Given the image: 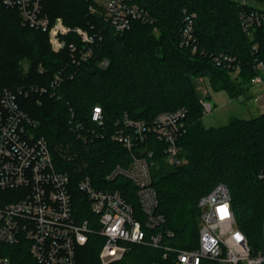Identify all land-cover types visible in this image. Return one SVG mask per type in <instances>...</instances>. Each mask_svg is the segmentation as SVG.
Wrapping results in <instances>:
<instances>
[{
  "label": "trees",
  "instance_id": "obj_1",
  "mask_svg": "<svg viewBox=\"0 0 264 264\" xmlns=\"http://www.w3.org/2000/svg\"><path fill=\"white\" fill-rule=\"evenodd\" d=\"M135 1L154 23L134 21L130 30L117 33L100 14L90 11L92 4L97 6L95 0H45L44 10L51 18L61 17L70 27L101 34L90 59L78 65L69 48L55 53L47 33L24 24L20 14L0 0V91L21 93V107L36 122L34 133L47 140L56 168L70 176L72 197L82 218H89L90 212L79 182L86 176L94 183L104 180L117 165L127 167L131 154L107 136L85 142L74 124H81L85 131L96 128L91 120L96 106L102 108L109 133L126 115L149 123L162 112L186 108L188 130L179 140L187 161L184 165H169L164 145L153 138L149 141L154 152L157 212L166 219L162 230L174 234L165 243L195 249L198 201L217 184H225L238 227L255 252H264V186L258 180L264 170V114L206 128L202 100L194 86L197 78L208 77L215 91H226L232 99L252 88L251 80L258 74L255 64H264V22L248 34L240 12L254 10L264 15V0H251L246 7L236 0ZM185 10L197 14L196 53L181 46ZM67 41L81 47L74 35ZM219 57L234 59L240 70L228 68L223 58L217 62ZM57 75L62 82L55 91L37 90L49 89ZM109 188L119 189L142 217L131 182L120 178ZM105 242L99 234H91L79 249L80 264H102ZM0 251L12 264H38L25 245H1ZM163 255L161 249L132 245L113 264H173L171 256L164 259Z\"/></svg>",
  "mask_w": 264,
  "mask_h": 264
},
{
  "label": "built area",
  "instance_id": "obj_2",
  "mask_svg": "<svg viewBox=\"0 0 264 264\" xmlns=\"http://www.w3.org/2000/svg\"><path fill=\"white\" fill-rule=\"evenodd\" d=\"M1 1L16 10L24 24L47 33L55 53L69 48L75 64L90 59L94 46L102 40L100 33L93 35L87 29L66 25L61 17L51 18L44 10L45 0ZM236 1L243 7L251 4V0ZM95 2L97 6L92 4L90 11L100 14L117 33L130 30L134 21L154 23L135 0ZM183 15L181 46L196 53L197 14L185 10ZM240 16L248 34L264 22V15L254 10H242ZM71 35L80 39L81 47L74 41L68 43ZM221 58L228 68L240 70L234 59L219 57L216 61L222 62ZM107 64L102 62L103 66ZM255 69L258 74L252 78L251 86L259 87L264 98L263 62H256ZM61 82L62 77L57 75L49 89L37 90L55 91ZM19 94L0 91V246L25 245L38 264H80L79 249L88 243L91 234H99L106 241L100 253L102 264L122 260L132 245L161 249L164 259L171 256L173 264H264V252H255L237 225L231 192L225 184H217L198 201L200 225L195 249L184 250L165 243L164 239H172L174 234L162 230L166 219L157 212L159 198L152 177L154 152L149 141L153 138L164 145L169 165H184L187 161L181 155L179 140L188 130L186 108L162 112L149 123L126 115L109 133L105 131L102 108L96 106L91 115L96 128L85 131L81 124H74L75 132L85 142L107 136L131 154L127 167L117 165L104 180L94 183L86 176L79 182L90 212L89 218H82L72 197L70 176L56 168L47 140L34 133L36 122L21 107ZM201 103L204 115L213 111L207 100ZM120 178L134 185L142 217L119 189L109 188L111 182ZM258 180L264 186V170ZM0 264H12L1 251Z\"/></svg>",
  "mask_w": 264,
  "mask_h": 264
},
{
  "label": "rangeland",
  "instance_id": "obj_3",
  "mask_svg": "<svg viewBox=\"0 0 264 264\" xmlns=\"http://www.w3.org/2000/svg\"><path fill=\"white\" fill-rule=\"evenodd\" d=\"M194 86L197 97L200 100H207L213 106V111L203 117L206 128L224 127L233 118L250 119L264 114V98L261 97L259 87L251 88L245 96L232 99L226 91H215L208 77L197 78ZM13 194L19 195L16 192Z\"/></svg>",
  "mask_w": 264,
  "mask_h": 264
}]
</instances>
